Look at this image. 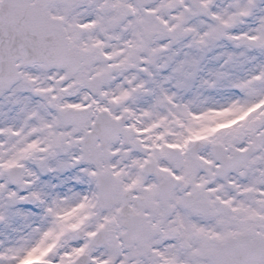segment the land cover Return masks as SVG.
I'll list each match as a JSON object with an SVG mask.
<instances>
[{
	"label": "snow or ice",
	"instance_id": "1",
	"mask_svg": "<svg viewBox=\"0 0 264 264\" xmlns=\"http://www.w3.org/2000/svg\"><path fill=\"white\" fill-rule=\"evenodd\" d=\"M0 264H264V0H0Z\"/></svg>",
	"mask_w": 264,
	"mask_h": 264
}]
</instances>
